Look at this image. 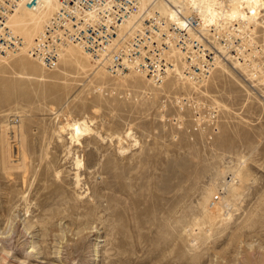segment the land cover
<instances>
[{
  "label": "rangeland",
  "instance_id": "1",
  "mask_svg": "<svg viewBox=\"0 0 264 264\" xmlns=\"http://www.w3.org/2000/svg\"><path fill=\"white\" fill-rule=\"evenodd\" d=\"M258 18L244 32L225 21L248 52L195 87L182 64L156 88L84 53L85 73L2 57L0 264H264V53L252 46L264 50V8ZM74 121L89 128L79 141Z\"/></svg>",
  "mask_w": 264,
  "mask_h": 264
},
{
  "label": "built area",
  "instance_id": "2",
  "mask_svg": "<svg viewBox=\"0 0 264 264\" xmlns=\"http://www.w3.org/2000/svg\"><path fill=\"white\" fill-rule=\"evenodd\" d=\"M45 1L0 0L1 55L16 52L24 45V39L6 26L9 17L21 8L38 10ZM55 1L57 11L30 50L32 57L49 71L59 67L67 47L79 45L113 74L134 71L153 84L161 85L173 66L168 57L173 48L183 53V73L193 81L208 79L218 64L225 61L226 53L242 58L248 52L241 38L225 35L223 19L202 31L205 17L197 9L186 15L177 9L184 21L182 25L153 11L144 18L141 28L129 37L121 35L122 26L139 10L141 0ZM252 46L257 52L261 50L259 55L264 53L262 45L252 41Z\"/></svg>",
  "mask_w": 264,
  "mask_h": 264
},
{
  "label": "bare ground",
  "instance_id": "3",
  "mask_svg": "<svg viewBox=\"0 0 264 264\" xmlns=\"http://www.w3.org/2000/svg\"><path fill=\"white\" fill-rule=\"evenodd\" d=\"M151 6H152V9L150 8ZM261 8H264V0H141L139 10L137 12H135V13H132V15L130 16L129 20L126 23H124V25L122 26L121 35H125L126 34V35H129V37L131 35H133L138 29L141 28V26L143 24V21L145 20L144 18L148 17L147 15L152 14V12L154 10H158L167 19L172 20L173 22H176V23L182 25V22H184V21H183V18L179 17V14H177V9L185 11L184 12L185 15L188 14V13L193 12V10H195V9L200 10L202 15L205 17L204 18L205 19V22H204L205 25H203L202 31L208 30L207 27H209L211 24L215 23L218 19H223L226 22H227V20H231V21H235V22L238 21L239 25H240L238 27V30H240V32H242V31L244 32L246 29L250 28L251 25L256 24L258 22V19H259L258 18V14H260V9ZM57 9H58V3L55 0H46L43 3V5L38 10L30 11V10H28L26 8H21L18 11H16L13 15H11L9 17L8 21L6 22V26L9 27L10 30H12L15 34L20 35L24 39V45H23V47H21L16 52H11L8 55H1L0 54V57H1L0 60H3L4 64H5L6 60L2 59V57H7L6 59L8 60L9 58H11V56H14L15 58L19 57L22 60V59H25L24 57L26 55V56H30L31 59H33L34 61H37L30 54V50H31V48L33 46L34 40L43 31V29L45 28V25L52 18V16L57 11ZM73 47H79V50H76L77 48L75 49ZM221 49L224 50L223 48H221ZM16 53H18V54H16ZM82 53H84L86 56L91 58V56L81 46H79V45H71V46L67 47L63 51L60 61H62V62L65 61V63H67L70 67L75 68L78 71H83V73H85V68H87V66H85V62L87 63L88 60H85V59H87V57L83 56ZM68 55H69V58L66 59L65 57H67ZM225 56H226L225 57V61L220 62L218 64L217 68H219V71L226 73V71H228V67L226 65H224V62H227L228 59H230L229 52L226 53ZM168 57L171 59V62L173 63V66L168 70V73H167V76L165 78V81H167V79L171 76L172 73H176V75H179L180 77H182L181 73L178 70V66H180L181 63H183V61H182L183 53L179 49L173 48L169 52V56ZM234 57H235L234 59L236 60L237 56L234 55ZM238 58H240V57H238ZM238 60H240V59H238ZM10 61H11V59H10ZM8 63H9V61L7 62V64ZM37 63H39V62L37 61ZM21 65H23V64H21ZM39 65H41V63H39ZM99 65H101V63H99ZM42 68H43V66H42ZM101 69L102 68H100V70ZM130 72L133 73L134 71H130ZM64 74H66V73H64ZM126 75H128V74H126ZM96 76H97V79H102V77H104V74H103V72H99L98 71ZM140 77H142L144 79L146 78L148 81L151 82V80L148 79L145 76L140 75ZM180 79L184 80L183 82H185V84L188 83L192 87H195L196 84L198 83L197 81L194 82L193 80H191L186 75H184V77H182ZM163 84H161V85L153 84V86H155L156 88H161L163 86ZM176 85H177V82H176ZM67 127L71 129L72 138L76 139V141H79L80 137L83 134H85V132H88V129H89L88 126H87V123L85 121H83V122L74 121L71 124H67ZM19 128L20 127H17V126H13L12 127V130L14 131V133H16L14 135L15 138L18 137L17 133L19 134ZM6 129H8V128H6ZM20 135H21V133H20ZM2 150H3V167L6 170L13 169L14 160H11V155L12 154L10 155V153H13V151H10L11 148H9V147L8 148L4 147ZM27 158H28V156L26 157V154L24 153L23 154V159H22L23 162H24V165H25V160ZM81 162H78L77 166H80ZM25 175H27V174H25ZM220 175H221V173H220ZM242 175H243V173H242ZM245 177H242V178H245ZM229 184H230V182H229ZM226 192H227V196L228 197L229 196H234L235 193H236L234 185L233 184L232 185H228ZM212 193H213L212 190H208L206 192L205 196L202 198V200L200 199L201 200L200 205H201V207H202V209L204 211V218L209 220L210 222H215L216 221V218L214 216L215 213L211 212L213 209L210 211L209 208H208V202H209L210 198L212 197ZM222 202H223V204H226L225 200H223ZM215 204H216V201H213V203L211 205V208H214L216 206ZM198 207H199V205H198ZM221 218H222V216L220 217V219ZM169 220H171V219H169ZM223 223H224V221H223ZM170 224H172V223L170 222ZM177 225H179V224H177ZM174 227H177L176 224H175V226H173V228ZM173 228H172V230H173ZM178 229L179 228H177L176 230H178ZM165 230H166V228H165ZM176 230H173V231L176 232ZM30 247H31L30 248L31 251H30L29 254L40 253V252H38L40 245H37L36 242H34V241L32 242L31 241V246ZM40 249H41V247H40ZM0 251L2 252V256L4 254H7V255L9 254V252H4L3 250H0ZM40 254H42V253H40Z\"/></svg>",
  "mask_w": 264,
  "mask_h": 264
}]
</instances>
